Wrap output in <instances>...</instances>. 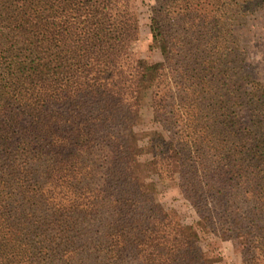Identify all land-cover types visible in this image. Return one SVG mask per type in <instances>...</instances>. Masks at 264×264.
Wrapping results in <instances>:
<instances>
[{"label":"trees","instance_id":"obj_1","mask_svg":"<svg viewBox=\"0 0 264 264\" xmlns=\"http://www.w3.org/2000/svg\"><path fill=\"white\" fill-rule=\"evenodd\" d=\"M155 2L154 62L132 0H0V264H216L200 231L264 264V79L236 35L264 0Z\"/></svg>","mask_w":264,"mask_h":264},{"label":"rangeland","instance_id":"obj_2","mask_svg":"<svg viewBox=\"0 0 264 264\" xmlns=\"http://www.w3.org/2000/svg\"><path fill=\"white\" fill-rule=\"evenodd\" d=\"M156 4L155 0H132V7L139 17L140 35L134 44L138 56L150 61H162L159 51H150L152 35L150 31L151 8ZM255 24L256 26H253ZM264 16L247 26L236 29V35L240 44L247 49L246 72L253 77L264 79ZM148 93L143 102L141 122L136 127V133L140 142L144 145L149 134L157 130L158 125L153 121V113ZM144 156L143 159H148ZM149 180L157 182V200L169 211L178 216L186 224L195 225L198 214L191 202L182 194L177 180L162 179L155 175H148ZM201 247L213 259L216 264H241L242 251L238 243L233 240H223L213 233L200 231Z\"/></svg>","mask_w":264,"mask_h":264}]
</instances>
